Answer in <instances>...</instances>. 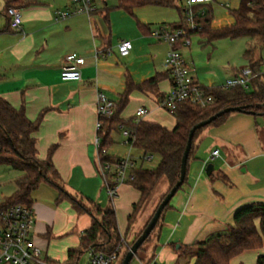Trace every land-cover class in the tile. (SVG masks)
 Returning a JSON list of instances; mask_svg holds the SVG:
<instances>
[{
  "label": "crops",
  "instance_id": "1",
  "mask_svg": "<svg viewBox=\"0 0 264 264\" xmlns=\"http://www.w3.org/2000/svg\"><path fill=\"white\" fill-rule=\"evenodd\" d=\"M69 7L70 2L64 0L61 9ZM19 8L23 33L7 30L6 21L0 22V96L16 108L23 106L30 120L42 113L34 133L37 156L44 159L48 148L54 145L51 159L65 190L101 206L110 203L118 230L123 234L139 192L125 182L118 186L113 200L106 193L94 145L98 122L96 97L101 91L118 102L128 86L163 72L160 64L151 75L138 78L131 65L148 51L164 59L169 45L162 47L164 41L149 34V22L141 17L134 33L118 37L110 24L105 0L90 16L74 14L61 20H55L50 6L41 0H27V5ZM123 39L132 41V49L126 56H120L116 48ZM183 49L180 48L182 53ZM96 50L104 54L95 57ZM70 52L84 59L78 80L60 78L64 56ZM242 57L244 63L240 69L248 65L243 54ZM194 62L187 64L200 84L213 87L223 83L207 66H196ZM240 69H232L226 78ZM169 87L170 78H162L156 84L157 92L162 94ZM129 102H134L136 108L147 109L141 119L167 128L174 126L173 115L159 107L155 92L131 89ZM136 108L130 113L124 108L120 117H134ZM214 149L218 150V156L211 160ZM209 162L213 164L211 177L205 172ZM31 198L35 243L46 257L65 261L67 250L79 244L80 233L90 225L91 216L76 212L65 197L58 200V190L48 183L34 189ZM252 203H264V115L234 111L221 123L205 127L196 136L186 181L162 212L151 234V245L144 247L143 260L137 259L141 264H175L179 255L177 244L188 245L223 231L232 223L237 209ZM138 215L129 227L130 240L142 227L135 225ZM58 254H63L62 261L56 258ZM261 254L264 253L257 256ZM188 264H193V259Z\"/></svg>",
  "mask_w": 264,
  "mask_h": 264
},
{
  "label": "trees",
  "instance_id": "2",
  "mask_svg": "<svg viewBox=\"0 0 264 264\" xmlns=\"http://www.w3.org/2000/svg\"><path fill=\"white\" fill-rule=\"evenodd\" d=\"M175 1L118 0L117 7L122 8L129 14H133L134 9L137 7L145 5L168 7L174 6ZM210 3L194 6V11L196 12L195 21L201 25L199 31L192 30L187 26L185 15H183V5H181V8H178L179 13L182 14L179 22L171 25L170 28L182 27L186 30L187 37L193 33H197L201 37H204L207 42L220 37L235 38L246 36L254 41L253 45H249L243 52L247 60V66L251 67L253 72H260V66L263 62L260 52L262 49L264 50V0H239L237 8L231 11L233 22L217 28H213L210 24V13L212 10ZM25 5H27V0H4L2 11L6 18L5 28L7 30L13 31L9 26V19L5 14V8L7 6L22 7ZM200 9H203L202 15L198 13ZM148 32L150 34V30ZM175 47L182 48L179 43ZM258 53L259 55L257 56ZM162 78H170V72L164 69L163 72H156L143 83L128 86L126 92L116 102L112 115H98L99 124L96 134L99 137L97 151L100 164L113 162L117 159H113L106 151L108 146L113 143L112 132L121 131L122 128L127 131L128 141L132 142L131 148L140 151L138 157L135 158L133 156V166L130 168L132 179L127 181V183H130L138 190L139 198L137 202L132 204V211L127 216L126 231L123 234L118 230L115 210L110 203L101 206L98 203L86 200V202L95 207L97 213L94 214L77 204L74 201L76 196L71 195L65 190L60 175L51 159L54 145L48 148L44 159L37 156L34 133L40 125L42 113L35 120H30L25 115L23 106L16 108L0 96V164H6L23 173L14 180L16 189L0 202V209L17 203L31 205L32 191L41 183H48L58 190V200L65 197L76 212L88 213L91 216L90 225L80 233L79 244L67 250L66 260L58 262L46 257L49 264H79L81 255L83 253L87 254L90 248L107 253L117 252L118 246L122 244V239H124L131 223L149 200L159 180L165 178L167 188L160 196L157 204L179 178L180 160L186 144L188 131L195 123L208 118L223 108L234 106L242 107L243 110L240 112L264 115L263 72L250 80L248 88L243 86L223 88L220 85L205 87V91L214 97V101L208 105L201 106L189 100L178 103L172 114L175 119L172 128H167L157 122L143 119L136 120L135 116L127 119L120 117L122 110L128 102V93L131 89L151 90L155 92L156 99L159 102L164 94L157 92L156 84ZM230 113L224 112L208 124L195 130L186 161V174L182 184L186 181L188 159L192 153L194 140L198 133L207 126L221 123ZM102 150H105V152L103 153ZM147 154L151 157H158L155 166L148 168L143 165V162L146 161L143 156ZM209 176L211 177L212 173ZM82 200L85 201L84 199ZM168 203L164 206L162 212L168 206ZM256 220H258L257 224ZM140 231L135 234L134 239ZM152 231L143 243L147 242ZM263 239L264 203H252L237 209L233 215L232 223L227 224L223 231L212 234L204 240L188 245H181L178 249L179 255L175 264H180L181 254L189 257V261L193 259V264H230V260L243 251L261 247ZM255 264H264V254L256 257Z\"/></svg>",
  "mask_w": 264,
  "mask_h": 264
},
{
  "label": "built area",
  "instance_id": "3",
  "mask_svg": "<svg viewBox=\"0 0 264 264\" xmlns=\"http://www.w3.org/2000/svg\"><path fill=\"white\" fill-rule=\"evenodd\" d=\"M213 0H184L182 3L190 29L200 28V24L195 21V5L210 3ZM70 7L57 9L55 11V20H61L74 14H86L90 16L99 10L95 0H69ZM4 4V0H3ZM3 6V5H2ZM199 14H203L200 9ZM5 14L9 19V26L14 31L23 33L22 14L19 7L7 6ZM150 35L156 39H161L169 45L163 66L170 72V87L158 102L159 107L173 114L178 103L189 100L201 106L208 105L214 101L213 95L205 91V86L200 84L193 75V69L187 64L180 51L175 45L179 43L181 47H188L190 39L186 36V30L182 27L170 28L167 25H161L150 30ZM120 56H126L132 49V41L123 39L116 46ZM109 52V51H108ZM104 51H95V57ZM84 64L82 56L75 52L67 53L64 56V63L60 69V78L62 80H78L81 77L80 68ZM263 72H253L251 67H242L237 73L226 78L220 85L223 88L232 86L249 87V82L253 77ZM116 102L107 97L103 92L98 91L96 97V111L98 115H112ZM147 109L138 106L134 112L136 120L146 115ZM97 122V127H98ZM123 130V128H122ZM125 140L123 141L130 148L132 142L128 141L127 131L123 130ZM96 149L99 145V137L94 139ZM103 153L105 150H102ZM218 156V150L214 149L210 154V159ZM144 160L151 159L150 155H144ZM133 166V156L129 150L127 155L117 158L113 162L100 164V174L102 175L107 195L111 200L117 195V188L120 184L132 179L130 168ZM110 173V175H109ZM35 215L31 205L17 203L6 208L0 209V264H49L46 255H43L42 249L35 243L33 235V226ZM116 253L103 252L90 248L87 251L86 264H112L116 260Z\"/></svg>",
  "mask_w": 264,
  "mask_h": 264
},
{
  "label": "rangeland",
  "instance_id": "4",
  "mask_svg": "<svg viewBox=\"0 0 264 264\" xmlns=\"http://www.w3.org/2000/svg\"><path fill=\"white\" fill-rule=\"evenodd\" d=\"M46 5L50 6V10L52 15L55 16V11L57 9H61L63 6L64 0H41ZM69 1V0H68ZM96 4L101 7L103 5L104 0H95ZM106 6L108 8V17L111 26L115 29L118 37L127 36L128 34H132L135 32V27L137 20L141 19L146 20L149 22L148 25L151 29H155L161 25H174L177 24L180 20L181 13H179V9L181 8L182 1H175L174 6L168 7H160V6H153L147 5L144 6L143 9L135 8L133 11V15L127 13L122 8H118V0H105ZM239 0H213L210 5L212 7L211 10V21L210 24L213 28L221 27L229 25L233 22V16L231 15V11L236 9L238 6ZM3 0H0V22L1 24H5V17L2 11ZM141 9V10H139ZM183 15L185 13L183 12ZM144 20V21H145ZM140 21V20H139ZM201 26V25H200ZM199 31L200 28L192 29ZM190 39V46L189 48L184 47L183 57L184 59L190 63L193 60L196 66H207L209 72H214L219 77L218 81H224L231 73L232 69H240V66L243 65L244 60L242 57L243 50L246 46L253 45V40L246 37V36H239L235 38L230 37H220L211 42H207L204 37H201L197 33H193L189 35ZM167 43L164 41L162 42V47ZM167 53V52H166ZM261 56L264 59V50H261ZM157 54V53H156ZM166 55V54H165ZM163 59V58H162ZM161 56H157L154 53L143 54L142 56L138 57L134 60L133 64L131 65L134 72L137 74L136 76L145 78L151 73L155 72L156 68L161 67L164 69L163 61ZM164 60V59H163ZM162 62V63H161ZM264 62V60H263ZM261 71L264 72V63L260 66ZM206 76H209L206 74ZM204 76V77H206ZM202 82V81H200ZM205 84L204 82H202ZM206 85V84H205ZM136 108V104L134 102H129L125 106V111L130 113L132 110ZM112 140L113 143L108 146L107 154L109 156H125L127 153L131 152L132 156L138 157L140 151L135 148H130L127 144L123 141L125 140V136L123 134V130L121 131H113L112 132ZM158 161L157 156L151 157V159L146 160L143 162L145 167H153L156 165ZM22 171L15 170L6 164H0V202H2L5 197L10 195L15 189L14 180L22 175ZM166 189V180L165 178H161L158 184L155 186L154 190L151 193L149 200L146 204L141 208L140 213L137 217L135 225H138L140 230L143 228L145 223L147 222L148 218L152 214L157 202L159 201L160 196L165 192ZM77 204L81 205L83 208L88 209L89 211L93 212L94 214L97 213L95 207L90 203L79 199L78 197L74 198ZM143 224V225H142ZM132 228V227H131ZM130 228V229H131ZM139 230V231H140ZM138 231V232H139ZM130 232L128 231V235L126 234L124 239H122V244L118 246V251L115 252L117 255L116 260L112 262V264H120L124 253L126 252L127 248L131 245V242L134 239L130 240ZM153 232V231H152ZM152 234V233H151ZM146 242H144L140 249L136 251L134 257L130 261L129 264H141L139 260H143L144 247L150 246L152 243V238H150ZM126 238L129 240L127 241ZM179 253V252H178ZM259 253H264V239L262 242V246L256 249H248L244 251L242 254H239L233 257L230 260V264H255V257ZM43 255H45L43 253ZM59 261L63 260V254L56 255ZM181 257V258H180ZM180 264L185 262L188 264L189 257H185L181 254L180 256ZM188 262V263H187ZM87 263V254L83 253L79 258V264H86Z\"/></svg>",
  "mask_w": 264,
  "mask_h": 264
},
{
  "label": "water",
  "instance_id": "5",
  "mask_svg": "<svg viewBox=\"0 0 264 264\" xmlns=\"http://www.w3.org/2000/svg\"><path fill=\"white\" fill-rule=\"evenodd\" d=\"M243 108L240 106H234V107H226L222 110L214 113L213 115H210L208 118L203 119L197 123H195L188 131L186 144L181 156L180 160V169H179V178L174 183V185L169 189V191L163 196V198L160 200V202L157 204L154 212L152 213L149 220L145 223L142 230L138 234V236L133 240L131 245L127 248L126 252L124 253L121 263L120 264H129L132 258L134 257L137 249L139 246L143 243V241L147 238V236L150 234L152 229L155 227L159 216L164 208V206L170 201L171 197L175 194V192L178 190V188L182 185V182L184 180L185 174H186V161L189 154V150L191 147L192 138L194 135V132L196 129H199L200 127L208 124L210 121H212L214 118L219 116L220 114L224 112H240ZM213 170V164L212 162L207 163L205 167L206 174H210ZM180 245H176V248H179Z\"/></svg>",
  "mask_w": 264,
  "mask_h": 264
}]
</instances>
